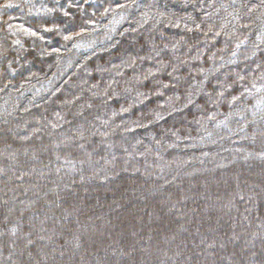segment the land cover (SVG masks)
<instances>
[{
	"label": "trees",
	"instance_id": "obj_1",
	"mask_svg": "<svg viewBox=\"0 0 264 264\" xmlns=\"http://www.w3.org/2000/svg\"><path fill=\"white\" fill-rule=\"evenodd\" d=\"M0 264H264V0H0Z\"/></svg>",
	"mask_w": 264,
	"mask_h": 264
},
{
	"label": "snow or ice",
	"instance_id": "obj_2",
	"mask_svg": "<svg viewBox=\"0 0 264 264\" xmlns=\"http://www.w3.org/2000/svg\"><path fill=\"white\" fill-rule=\"evenodd\" d=\"M48 31H51V29H48ZM65 39H71V37H66Z\"/></svg>",
	"mask_w": 264,
	"mask_h": 264
}]
</instances>
